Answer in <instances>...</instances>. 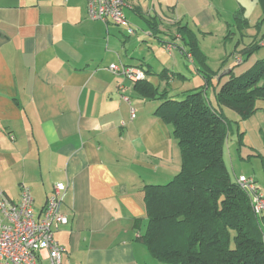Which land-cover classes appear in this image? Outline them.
Returning a JSON list of instances; mask_svg holds the SVG:
<instances>
[{
  "label": "crops",
  "instance_id": "obj_1",
  "mask_svg": "<svg viewBox=\"0 0 264 264\" xmlns=\"http://www.w3.org/2000/svg\"><path fill=\"white\" fill-rule=\"evenodd\" d=\"M241 8L249 22L242 32L234 21ZM124 13L132 35L91 19L88 0H0V195L17 201L26 185L39 213L54 185L67 184L69 223L55 234L66 248L63 264H154L140 241L144 187L168 183L181 168L173 127L156 114L162 100L145 97L138 81L109 66L141 68L159 93L179 98L203 84L191 56L166 49L182 47L181 27L199 36L206 54L212 47L203 38L230 29L241 35V50L254 41L264 47L254 36L263 18L258 0H125ZM231 70H219L227 77L218 89ZM192 76L197 86L173 89ZM239 123L244 134L256 133L249 155L264 166V105Z\"/></svg>",
  "mask_w": 264,
  "mask_h": 264
},
{
  "label": "trees",
  "instance_id": "obj_2",
  "mask_svg": "<svg viewBox=\"0 0 264 264\" xmlns=\"http://www.w3.org/2000/svg\"><path fill=\"white\" fill-rule=\"evenodd\" d=\"M258 2L263 18L256 26L264 21V0ZM234 18L240 30L249 26L244 8ZM179 33L182 47H176L210 70L197 35L186 26ZM261 47L254 41L242 53L247 59ZM196 71L206 79L204 87L179 98L169 97L166 89L159 93L147 80L136 84L145 97L162 100L156 114L173 127L181 151V168L171 181L144 187L148 222L140 241L154 264H264V215H256L225 159L232 123L249 119L264 105V58L241 73L232 69L215 91L216 104L207 94L211 70ZM225 109L239 120L229 118ZM243 135L239 133L240 143Z\"/></svg>",
  "mask_w": 264,
  "mask_h": 264
},
{
  "label": "built area",
  "instance_id": "obj_3",
  "mask_svg": "<svg viewBox=\"0 0 264 264\" xmlns=\"http://www.w3.org/2000/svg\"><path fill=\"white\" fill-rule=\"evenodd\" d=\"M124 6L125 0H88V15L93 20L125 27L132 35L135 29L125 16ZM175 48L173 43L166 44L169 52ZM235 59L238 64L242 63L241 56H235ZM109 68L134 82L145 79L144 71L138 67L111 64ZM237 182L248 192L256 215L263 216L264 193L257 180L253 176L240 175ZM67 192V184L56 183L39 213L34 207L32 191L26 185L21 186L17 201L0 195V264H44L45 259L49 264H63L66 248L55 234L69 223L63 210Z\"/></svg>",
  "mask_w": 264,
  "mask_h": 264
},
{
  "label": "rangeland",
  "instance_id": "obj_4",
  "mask_svg": "<svg viewBox=\"0 0 264 264\" xmlns=\"http://www.w3.org/2000/svg\"><path fill=\"white\" fill-rule=\"evenodd\" d=\"M234 21H235V18H234ZM235 23H236V21H235ZM256 24L254 27V29H255L254 36H255V38H261L262 39V37L264 38V36L258 35L260 33V26H262V25L260 24L259 26H256ZM230 31H232V30L231 29L228 30L226 35L215 34L214 36L208 35V36H206V38L202 37L203 39H205V41L203 43L204 44L209 43V45L212 47V49L207 48V49H210V50H207V54L204 53L205 51L203 49H201L202 48V46L200 45L201 40L198 39L199 36L197 37L199 48L202 50V52L204 51L203 53L206 57V63L209 66L211 71L205 65H203L200 62H199V64H197L195 62V65L193 63L191 64L192 65L191 68L192 67L195 68V71L197 70V68H201V70H203L202 71L203 73H206L209 71L212 72V76H213L212 81L213 82L210 83L209 86L207 87V94L214 104H216L215 91H217V89H218V85H219L218 80L221 78V76L217 77L218 74L220 75V73H219L220 69H222L224 67H228L229 65H231V68L234 69L236 71V73L238 74V73H241L242 71L248 69L249 67H251L253 65V63L258 58H264V47H262V48L257 49L251 57L246 59L244 54L242 53L243 49L241 50L239 45H238L239 37H241V35L237 34L236 29L233 30L234 32H236V34H232V33H230ZM240 31L242 32V30H240ZM243 36L244 35H242V37ZM134 46L135 45H133L131 48H134ZM221 50H222V53H221ZM234 50L237 51L236 55L234 54L235 53ZM238 53L242 54L244 59H245V61L242 64H238L236 62V59L234 58V56H241L242 57V55H240ZM220 54H221V56H220L221 59H219ZM164 55L168 56V53L166 50L164 51ZM188 63H189V61L187 62V64ZM196 73H197V71H196ZM214 73H216L217 75L214 76ZM198 75H199L198 77H201V79L203 80L202 85L197 86L198 85V82H197L198 78L196 76H192L191 80L188 83H186L185 85H182V83H180V82H176L175 87H174L172 84L173 89L176 87L181 89L180 87L192 88L195 86L203 88L205 83H206V79L203 77L202 73L198 74ZM226 77L227 76L225 75L222 78L226 79ZM225 110H226L227 116L229 118H231L232 120H234L235 117H238L237 114L233 110H231V109H225ZM239 126H241V125H238L237 123H234V122L232 123L228 142H227V145L225 148L226 163H227L229 169L231 170V173L233 174L234 178H237L240 175L239 173H245L244 175L249 176V177L255 175L257 177L261 187H262V192H264V166H263V164L261 165V163H263V161L261 158L259 159V158H256L254 156L249 155V153L252 152L250 146L252 147L253 145H258V138L256 137L257 135L252 128L251 133L249 135L245 133L242 136V140H241L242 143H240L239 142V133L242 131L241 130L242 126L241 127H239ZM241 148H242L241 154L243 156L240 155ZM257 149H259V148H257ZM255 153L258 154L257 151H255Z\"/></svg>",
  "mask_w": 264,
  "mask_h": 264
}]
</instances>
